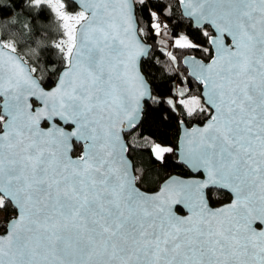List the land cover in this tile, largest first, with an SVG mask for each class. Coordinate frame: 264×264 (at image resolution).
Segmentation results:
<instances>
[{"label":"snow or ice","instance_id":"1","mask_svg":"<svg viewBox=\"0 0 264 264\" xmlns=\"http://www.w3.org/2000/svg\"><path fill=\"white\" fill-rule=\"evenodd\" d=\"M26 3L54 14L57 36L22 47L0 22V264H264V0H176L198 35L174 47L197 54L184 63L204 89L180 104L203 119L180 121L188 178L151 191L130 151H176L136 133L160 103L144 37L171 7ZM45 47L58 60L41 64Z\"/></svg>","mask_w":264,"mask_h":264},{"label":"trees","instance_id":"2","mask_svg":"<svg viewBox=\"0 0 264 264\" xmlns=\"http://www.w3.org/2000/svg\"><path fill=\"white\" fill-rule=\"evenodd\" d=\"M152 3L161 7L170 6L172 11L171 14L167 12L161 14L164 23L167 24V28L163 29L167 35H163L162 32L160 36H157L154 31H149V34L144 37V40L152 45L151 53L145 60L152 64L153 94L158 97L160 103L148 102L143 122L136 133L176 150L180 137V121L184 120L187 125L192 126L193 123H199L203 117H187L183 105L180 104L181 100L188 99L190 96H201L202 87L188 74L182 60L189 53L197 54L192 50L175 48L174 40L181 35L194 38L193 34L198 35V30L193 27L192 21L183 16L176 0H152ZM73 9L75 10V5ZM0 22L6 25L9 32L23 35L22 47L25 42L35 47L32 43L35 40H43L44 44L48 45L51 39L57 36L58 21L54 14L43 9V15H41L38 11L29 8L26 0H0ZM141 24L142 26L148 24V18L143 13H141ZM25 25L31 27L30 33L24 31ZM169 52L177 57L176 61L171 60ZM49 60H58L55 50L42 48L40 63L45 64ZM44 84L48 86L47 75L44 77ZM181 92L185 95H180ZM168 99L175 102L174 110L167 104ZM78 152L79 148H77V154ZM130 158L137 166L147 170L150 179L144 187L149 191L155 190L158 183L169 175L183 176L190 173L186 166L179 163L176 151L166 154L165 162L160 163L151 155L150 146L141 144L131 149Z\"/></svg>","mask_w":264,"mask_h":264},{"label":"water","instance_id":"3","mask_svg":"<svg viewBox=\"0 0 264 264\" xmlns=\"http://www.w3.org/2000/svg\"><path fill=\"white\" fill-rule=\"evenodd\" d=\"M181 11H182V8H181ZM182 14H183V11H182ZM183 16H184V15H183ZM184 17H185V16H184ZM185 18H187V17H185ZM192 24H193V27H195L193 22H192ZM145 43L148 44V45L150 46V53H151L152 45H151L150 43L146 42V41H145ZM188 55H194V54H190V53H189ZM185 57H186V56H184L183 59H182V60H183V65H184V67L187 69L188 74L190 75L191 68H190L187 64L184 63V59H185ZM146 58H147V57H146ZM144 59H145V58H144ZM190 76H191V75H190ZM191 77H192V76H191ZM192 78H193V77H192ZM193 79H194V78H193ZM194 80H195V79H194ZM195 81H197V80H195ZM197 82H198V81H197ZM198 84L202 87V85H201L199 82H198ZM203 91H204V89H203V87H202V88H201V96H202ZM193 124H194V123H193ZM193 124H192V125H193ZM185 125L188 126V127H191V126L187 125L186 122H185ZM182 135H183V127L180 125V133H179V136H180V137H179V140H178V143H177V149H176V154H177V156H178V153H179V150H180V138H181ZM178 158H179V157H178ZM187 169H188V168H187ZM189 171H190V169H189ZM172 175H179V174H172ZM180 176H182V175H180ZM183 176H184L185 178H188L189 175H183Z\"/></svg>","mask_w":264,"mask_h":264},{"label":"rangeland","instance_id":"4","mask_svg":"<svg viewBox=\"0 0 264 264\" xmlns=\"http://www.w3.org/2000/svg\"><path fill=\"white\" fill-rule=\"evenodd\" d=\"M179 38V37H178Z\"/></svg>","mask_w":264,"mask_h":264}]
</instances>
